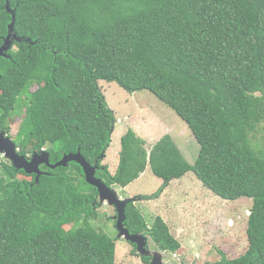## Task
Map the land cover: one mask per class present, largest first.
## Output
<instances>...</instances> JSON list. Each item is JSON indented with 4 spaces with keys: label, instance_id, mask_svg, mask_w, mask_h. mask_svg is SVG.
I'll return each mask as SVG.
<instances>
[{
    "label": "trees",
    "instance_id": "1",
    "mask_svg": "<svg viewBox=\"0 0 264 264\" xmlns=\"http://www.w3.org/2000/svg\"><path fill=\"white\" fill-rule=\"evenodd\" d=\"M11 23L18 40L0 57V131L12 139L23 112L19 154L45 150L54 164L79 150L111 188L147 167L164 183L192 172L221 199L252 201L247 249L228 258L217 248L215 264H264V150L250 140L264 123V0H0V46ZM101 80L170 107L199 145L194 163L168 134L147 148L128 129L112 174L101 161L116 119ZM3 158L0 264H115L118 237L92 225L97 190L79 164H42L35 180ZM125 215L130 234L180 249L161 216L148 228L133 202Z\"/></svg>",
    "mask_w": 264,
    "mask_h": 264
},
{
    "label": "rangeland",
    "instance_id": "2",
    "mask_svg": "<svg viewBox=\"0 0 264 264\" xmlns=\"http://www.w3.org/2000/svg\"><path fill=\"white\" fill-rule=\"evenodd\" d=\"M99 86L116 119L110 145L101 161L112 174L119 164L120 138L128 129L144 139L147 148L168 134L184 158L190 164L194 163L199 145L186 123L170 107L145 90L128 93L116 83L102 80ZM22 114H15L12 118L10 134L13 140ZM250 140L256 149L264 150V123L251 134ZM3 160L0 154V162ZM112 188L120 200L131 198L148 228L157 216L167 223L171 234L181 244L175 253L161 251L147 236V250L160 253L165 264H215L220 259L217 248L228 258L237 257L247 249L245 230L251 199H221L203 186L192 172L164 183L147 167L138 179L124 189ZM158 190L161 192L157 197L144 199L141 196H151ZM96 213L97 217L91 220L92 225L111 238H117L114 219L117 212L114 207L99 203ZM115 244V264H146L136 253V244L122 238L116 239Z\"/></svg>",
    "mask_w": 264,
    "mask_h": 264
},
{
    "label": "water",
    "instance_id": "3",
    "mask_svg": "<svg viewBox=\"0 0 264 264\" xmlns=\"http://www.w3.org/2000/svg\"><path fill=\"white\" fill-rule=\"evenodd\" d=\"M12 19H14V16H12ZM13 26V23L9 25L8 34L0 46V57L5 56V53L11 48L13 40H18L15 34H11ZM0 153L3 154L6 159L10 160L16 169H22L26 174H34L35 180H38L39 176L42 174L39 168L42 164L51 169H54L58 166L65 167L71 161L79 164L83 170L86 183L96 188L99 203H105L109 206H113L117 212L114 218L115 226L118 231L117 237H123L125 240L136 244L140 258L143 256L152 255L147 250V236L142 234H130L124 224L126 219L125 207L129 202H133L130 200L131 198H124L123 200H120L121 198L113 188L106 186V184L100 178L95 176L97 166H91L81 155L79 150H77L75 153L64 154L59 161L51 164L49 162V154L45 150H41L39 152L35 151L30 157L19 154L18 148H16L12 139L7 137L3 131H0ZM161 257L162 255L160 253L153 254L152 260L149 264H165L163 263Z\"/></svg>",
    "mask_w": 264,
    "mask_h": 264
},
{
    "label": "flooded vegetation",
    "instance_id": "4",
    "mask_svg": "<svg viewBox=\"0 0 264 264\" xmlns=\"http://www.w3.org/2000/svg\"><path fill=\"white\" fill-rule=\"evenodd\" d=\"M95 201H96V203H98V202H97V198H96ZM98 204H99V203H98ZM153 250H154V249H153ZM149 251H150L151 253H153V254H157L155 251H152V250H149ZM152 256H153V255H148V256H146V257H148V259L151 261V260H152V258H151ZM148 264H149V263H148Z\"/></svg>",
    "mask_w": 264,
    "mask_h": 264
},
{
    "label": "crops",
    "instance_id": "5",
    "mask_svg": "<svg viewBox=\"0 0 264 264\" xmlns=\"http://www.w3.org/2000/svg\"><path fill=\"white\" fill-rule=\"evenodd\" d=\"M176 143V142H175ZM177 145V144H176ZM179 148V147H178ZM180 149V148H179ZM139 178V177H138ZM130 185V184H129ZM127 187V186H126ZM125 188V187H124ZM124 188H122V189H124ZM132 193H134V192H132ZM134 195V194H133Z\"/></svg>",
    "mask_w": 264,
    "mask_h": 264
}]
</instances>
